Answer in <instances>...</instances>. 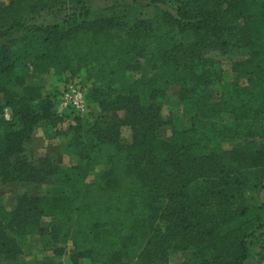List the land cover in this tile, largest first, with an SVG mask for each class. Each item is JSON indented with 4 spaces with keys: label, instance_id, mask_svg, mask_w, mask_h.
I'll return each instance as SVG.
<instances>
[{
    "label": "trees",
    "instance_id": "1",
    "mask_svg": "<svg viewBox=\"0 0 264 264\" xmlns=\"http://www.w3.org/2000/svg\"><path fill=\"white\" fill-rule=\"evenodd\" d=\"M89 1L11 0L0 8V186L57 190L20 195L10 210L0 204V264L16 261L26 236L57 256L70 243L71 264H172L171 250H189L192 264H244L247 239L264 230V207L249 218L245 204L264 188V0H148L139 8L114 0L95 10ZM169 4L174 15L143 17L148 6ZM44 12L62 20L36 24ZM116 30L124 37L112 44ZM107 47L109 62L88 71L90 91L79 80L86 117L60 114L59 90L48 96L27 81L30 68L40 75L55 60L68 80L78 79ZM218 56L234 58L231 72L245 82L226 83L216 103L200 102L223 83ZM174 87L182 129L161 116ZM64 121L73 123L77 165L25 154L36 127ZM100 157L106 167L88 185L87 169ZM41 217L51 219L47 229ZM256 259L264 261V237Z\"/></svg>",
    "mask_w": 264,
    "mask_h": 264
},
{
    "label": "rangeland",
    "instance_id": "2",
    "mask_svg": "<svg viewBox=\"0 0 264 264\" xmlns=\"http://www.w3.org/2000/svg\"><path fill=\"white\" fill-rule=\"evenodd\" d=\"M11 0H0V8L6 7ZM116 2H121V0H115ZM114 3V0H90L88 2V7L92 10L106 8L111 6ZM125 4L139 8V6H147L148 0H125ZM166 11L171 14H175L174 9L169 4L168 6L160 5H150L144 11V18H149L152 21H156L159 18L160 11ZM121 13V11H118ZM62 15H52L47 13H42L41 18H39L35 23L36 24H52L59 23L62 20ZM111 37L109 42L116 44L123 39L124 33L116 30L111 32ZM111 48L107 47L104 52L98 56L96 59L97 63H92L87 70H82L78 74V80L84 84L85 89L90 91L92 87V80L89 77L88 71H92L94 67L97 66L102 61H108L111 56ZM95 60V61H96ZM218 60L221 65V73L223 78V83L214 84L208 91L201 94L200 102L204 103H216L222 94L225 91L226 83L230 81H236L239 84H243L245 80L242 76L235 75L231 72V63L234 58L229 56H218ZM38 62V60L30 61L31 64ZM112 62H110L111 64ZM60 62L55 60L49 71L35 75L33 70L30 68L29 76L27 81L32 84H37L43 89V93L48 96L56 94L58 90L60 91L63 87V84L68 80V75L61 72ZM35 72V71H34ZM137 78V76H132L129 78ZM177 87H174L166 96L162 102L161 116L164 121L171 122L178 129L186 127L187 122L182 118V105L176 97ZM96 110V107H94ZM116 117H119V114H113ZM73 123L66 122L60 123L56 127L41 128L42 131L46 132L47 146L42 150L34 149L36 144L33 143L32 139L26 144L27 153L26 155L30 156L33 153V159L35 158L36 163L42 162L43 157L46 156L54 159L58 165L63 167L75 166L79 163L78 147L75 139L74 130H72ZM171 124L167 123L163 126L161 130V137L166 139L168 138L171 132ZM33 133V132H32ZM121 141L127 143L130 141V131L127 127H123L120 132ZM32 138V137H31ZM34 145V146H33ZM225 148H229V144L224 145ZM99 165L94 167H88L87 175L85 178V183L88 185L94 184L97 177L102 173V170L106 167L104 163V158L100 157ZM57 190L49 186H30L26 188H18L16 185L4 187V191L0 193V204L4 206L7 210L12 209L15 206L16 198L20 195L35 196V197H51L54 196ZM246 206L252 210L249 211L247 216L251 218L253 216V209L256 207H264V188L258 193L253 194L247 201ZM161 207H166L168 205L166 200H162L159 204ZM51 219L49 217H41L39 219V226L47 229L50 225ZM264 237V230L256 232V234L247 239V249H248V258L244 264H253L257 262L256 253L259 251L261 242ZM21 251L18 255L16 261L10 262V264H71L70 257L73 253V249L70 243L64 244L63 253L60 256L54 255L52 252L44 251L41 247L40 238L38 236H26L18 240ZM60 246V245H58ZM191 252L189 250H171L168 255V261L172 264H180L184 262H191ZM79 264H89L87 260H80ZM258 264H264V261H258Z\"/></svg>",
    "mask_w": 264,
    "mask_h": 264
},
{
    "label": "built area",
    "instance_id": "3",
    "mask_svg": "<svg viewBox=\"0 0 264 264\" xmlns=\"http://www.w3.org/2000/svg\"><path fill=\"white\" fill-rule=\"evenodd\" d=\"M57 110L60 114L74 113L79 117H86L88 115V105L85 99L84 91L78 79L68 80L63 84L57 97ZM3 119L10 120V110L5 108L3 110Z\"/></svg>",
    "mask_w": 264,
    "mask_h": 264
},
{
    "label": "crops",
    "instance_id": "4",
    "mask_svg": "<svg viewBox=\"0 0 264 264\" xmlns=\"http://www.w3.org/2000/svg\"><path fill=\"white\" fill-rule=\"evenodd\" d=\"M31 137H32L31 139H32L33 143H39V145L36 144V147H33L34 149L42 150L45 146H47V139H46L41 127H36L33 130ZM12 185H16V184L15 183H9V184L0 186V193L2 191H4V187L12 186Z\"/></svg>",
    "mask_w": 264,
    "mask_h": 264
}]
</instances>
